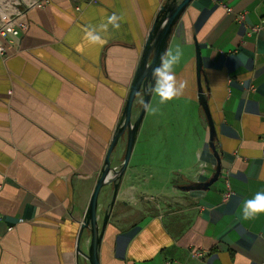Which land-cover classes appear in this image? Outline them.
<instances>
[{
  "label": "crops",
  "instance_id": "0c3cea01",
  "mask_svg": "<svg viewBox=\"0 0 264 264\" xmlns=\"http://www.w3.org/2000/svg\"><path fill=\"white\" fill-rule=\"evenodd\" d=\"M168 1L50 0L11 11L22 12L27 29L2 40L11 57L0 60V264H90V231L77 250L82 223ZM112 15L118 27L108 24ZM196 45L221 175L206 191H183L209 182L218 166L199 103ZM177 47L183 94L164 104L151 94L158 111L145 113L118 190L100 195L101 227L110 213L100 264H264V215H242L264 191V0H192L165 51ZM126 145L124 136L112 167Z\"/></svg>",
  "mask_w": 264,
  "mask_h": 264
},
{
  "label": "water",
  "instance_id": "95a60500",
  "mask_svg": "<svg viewBox=\"0 0 264 264\" xmlns=\"http://www.w3.org/2000/svg\"><path fill=\"white\" fill-rule=\"evenodd\" d=\"M191 1L192 0L168 1V3H166V5L162 7L160 14L157 20L155 21L156 23L153 26L150 35L148 36L149 38L139 65L140 67L137 70L135 78L133 79L134 82L132 83L129 89V96L124 107L125 110L123 112L120 125L117 127L112 137L113 140L107 150V155L102 166V170L100 172L98 180L96 181L97 183L87 209V217L82 223L81 232L78 237L79 241L77 250L78 253H81L80 244L82 241L81 239L83 232L84 230L90 231L89 249L85 255L90 264H100L99 247L102 241L101 237L104 228L106 227L105 224L107 223V220L110 217V213H107L105 221L102 224L103 226L101 227L99 224L100 194L102 193V190L104 188H107L109 185H114L115 192L120 186V182L128 169V165L133 154L132 151L137 140L136 137L138 129L146 113L143 107V103H149L150 101L151 94L149 92V88L152 82V69L159 66L160 58L165 53V48L170 39V35L174 27L176 26V23L178 22L180 16L188 8ZM196 50L199 103L200 106L203 108L206 120L208 121L210 147L214 152V156L216 157L218 166L209 182H201L179 188L183 191H206L210 188L211 185H213L219 180V177L221 175L220 156L214 145V142L217 137L215 122L212 119L210 107L208 105V96L206 95V92H204V88L202 85L203 64L201 61L200 49L197 47V45ZM139 100L143 102L140 108L141 112L136 121H134V108L135 104H137ZM124 136L127 138V145L125 149L126 153L124 156V160L120 168H114L112 167L113 156Z\"/></svg>",
  "mask_w": 264,
  "mask_h": 264
},
{
  "label": "clouds",
  "instance_id": "9594fccd",
  "mask_svg": "<svg viewBox=\"0 0 264 264\" xmlns=\"http://www.w3.org/2000/svg\"><path fill=\"white\" fill-rule=\"evenodd\" d=\"M117 20L118 17L112 15L108 18V24L118 27ZM87 38L92 42H99L101 39L94 31H89ZM182 55V50L179 47L176 48L174 54L170 50H166L160 58L159 66L152 69V82L149 92L159 97L160 104L167 103L181 96L187 86L186 81L177 80L173 70L174 66L179 64ZM143 107L146 112L152 114H156L158 111L157 107H153L149 103H143ZM242 215L245 221L253 219L257 215H264V191L256 192L253 198L244 202Z\"/></svg>",
  "mask_w": 264,
  "mask_h": 264
},
{
  "label": "built area",
  "instance_id": "2783aa9c",
  "mask_svg": "<svg viewBox=\"0 0 264 264\" xmlns=\"http://www.w3.org/2000/svg\"><path fill=\"white\" fill-rule=\"evenodd\" d=\"M49 2L50 0H35L29 7L44 8V6H46V4H48ZM228 12H231V10H228ZM21 15L22 12L20 10H17L14 13L9 12L7 14L3 13V15H0V60L2 61H5L6 59L11 57L6 44L2 42V40L4 38H6L8 41L18 40L21 33L27 29L26 25L18 23V17ZM240 19H243V16H240ZM1 216L2 215L0 214V222L2 220ZM194 256L197 259H201L204 256V252L200 250L195 253Z\"/></svg>",
  "mask_w": 264,
  "mask_h": 264
},
{
  "label": "rangeland",
  "instance_id": "374dc122",
  "mask_svg": "<svg viewBox=\"0 0 264 264\" xmlns=\"http://www.w3.org/2000/svg\"><path fill=\"white\" fill-rule=\"evenodd\" d=\"M20 1H21V3L19 2V0H0V15H3V13L7 14L9 12L12 13L11 11L13 9H16L17 7H21V8H19L20 10H22L23 8H27L35 0H20ZM17 2H19L20 4H17ZM15 4H17V5H15ZM102 193H103V191H102Z\"/></svg>",
  "mask_w": 264,
  "mask_h": 264
}]
</instances>
